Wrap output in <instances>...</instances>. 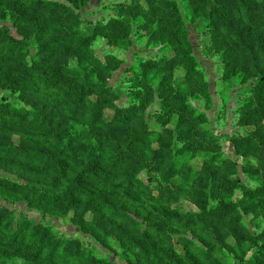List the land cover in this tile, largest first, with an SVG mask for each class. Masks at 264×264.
Listing matches in <instances>:
<instances>
[{
	"label": "rangeland",
	"instance_id": "rangeland-1",
	"mask_svg": "<svg viewBox=\"0 0 264 264\" xmlns=\"http://www.w3.org/2000/svg\"><path fill=\"white\" fill-rule=\"evenodd\" d=\"M41 1L55 8L0 0V41L10 44L7 30L18 42L16 53L0 56V100L32 115L10 81L32 62L53 70L56 88L27 86L29 100L55 105L72 122L52 123L49 143L69 133L77 149L97 146L112 175L105 183L116 188L84 184L136 220L144 215L135 202L175 217L164 224L150 216L136 230L74 197L13 186L16 177L54 186L65 179L53 168L0 159L5 222L47 228L54 241L78 242L71 251L92 261L264 264V0ZM88 129L122 143H98ZM119 156L123 164L112 167ZM148 223L160 228L152 232ZM0 264L42 263L0 238Z\"/></svg>",
	"mask_w": 264,
	"mask_h": 264
},
{
	"label": "trees",
	"instance_id": "trees-1",
	"mask_svg": "<svg viewBox=\"0 0 264 264\" xmlns=\"http://www.w3.org/2000/svg\"><path fill=\"white\" fill-rule=\"evenodd\" d=\"M33 2L50 9L55 8V6L49 5L45 1L33 0ZM218 8L216 6L211 11L210 20L218 16ZM18 11L19 9H15L12 17L13 25L16 27H20L19 18L21 17ZM230 23L228 21V28H230ZM4 36L10 44L6 45L0 41V56L16 53L17 40L11 37L7 30ZM88 38L90 37L83 36L86 46L89 45L90 39ZM63 44L67 45L68 43ZM61 68L60 65L55 67L57 70ZM20 76L21 78L17 83L10 81V84L18 91L20 101L29 106L34 113L30 115L22 109L13 107L5 99L0 100V130L5 129L10 134V136H7L0 133V159L10 160L40 172H48L53 168L56 175L64 178L65 181L60 186H54L23 177H16L15 180H11L12 182L8 183L15 182L17 183H13L15 187L18 186L28 191L51 195L56 199L74 197L102 213L112 212V215L115 218L118 217L119 222L123 225H128L130 222L133 223L136 230H141L140 228L145 226L142 223V219L150 220L152 218L150 216L154 217L152 219L161 220L164 224L173 222L175 214L158 213L149 207L143 206L141 202H135L139 213L144 215L138 221L133 215L127 213L119 203L111 201L106 194H97L86 186L84 183L87 182V184L100 188L102 191H106L107 188H116L115 184L106 185L105 183V179L112 175L111 171L106 167L107 164L103 162L101 150L93 144L87 150L77 149L72 144L73 139H70L69 133L65 137L59 138L57 144L49 143L48 131L50 129L53 130L52 123L57 125L69 124L71 126L72 122L68 117L62 115L55 105L36 102L27 98V93L29 92V87L27 86L31 85V83L36 85L34 83L43 82L45 87L56 88V81L53 80L54 71L45 73L40 63L32 62L30 67L26 66L24 68ZM28 81L31 83H28ZM86 85L90 86L91 83H86ZM121 118L122 122L120 125L124 128L123 132L130 139H135V132L128 126L125 115L122 114ZM85 133L98 143L99 141H108V143L118 146L122 143L114 136H98L89 129ZM13 137H17V140L15 141ZM27 142L30 143L27 144ZM120 164H123L122 156L113 158L110 163L112 167ZM3 177V181L9 178V176L6 177L5 175ZM164 184L165 186L169 185L170 188L173 186L166 179ZM159 190L158 188L157 191L159 192ZM156 197H160V193ZM26 201L29 203L28 199ZM11 224L9 221L5 222L4 217L0 216V238L7 240L12 250L21 256L37 259L42 264H56V259L59 257H63L60 258V264H111L103 260H88L86 257L73 253L71 249H76L78 242L68 240L54 241L47 228L33 225L31 226L32 231H29L27 223L16 226H11ZM146 227L153 232L160 228V225L148 223Z\"/></svg>",
	"mask_w": 264,
	"mask_h": 264
}]
</instances>
